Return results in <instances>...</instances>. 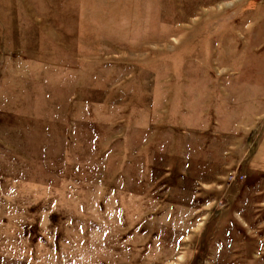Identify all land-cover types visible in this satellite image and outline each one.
I'll list each match as a JSON object with an SVG mask.
<instances>
[{"label":"rangeland","instance_id":"1","mask_svg":"<svg viewBox=\"0 0 264 264\" xmlns=\"http://www.w3.org/2000/svg\"><path fill=\"white\" fill-rule=\"evenodd\" d=\"M0 264H264V0H0Z\"/></svg>","mask_w":264,"mask_h":264}]
</instances>
